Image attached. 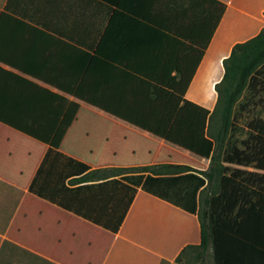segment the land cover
I'll return each mask as SVG.
<instances>
[{
    "label": "crops",
    "instance_id": "0c3cea01",
    "mask_svg": "<svg viewBox=\"0 0 264 264\" xmlns=\"http://www.w3.org/2000/svg\"><path fill=\"white\" fill-rule=\"evenodd\" d=\"M263 30L264 0H0V264H178L201 242L197 215L136 188L114 233L95 221L122 176L93 172L206 171L196 119Z\"/></svg>",
    "mask_w": 264,
    "mask_h": 264
},
{
    "label": "trees",
    "instance_id": "16d2710c",
    "mask_svg": "<svg viewBox=\"0 0 264 264\" xmlns=\"http://www.w3.org/2000/svg\"><path fill=\"white\" fill-rule=\"evenodd\" d=\"M223 65L224 76L216 85L218 98L209 118L208 137L214 151L206 171L160 164L93 172L105 180L122 176V181L105 182V187L120 188L106 200L105 220L95 221L114 233L123 223L136 188L197 215L201 242L185 248L178 264H264V120L250 125L251 134L240 145L232 135L242 96L264 88V30L237 44ZM37 182L38 178L30 190L44 196L36 189Z\"/></svg>",
    "mask_w": 264,
    "mask_h": 264
},
{
    "label": "rangeland",
    "instance_id": "374dc122",
    "mask_svg": "<svg viewBox=\"0 0 264 264\" xmlns=\"http://www.w3.org/2000/svg\"><path fill=\"white\" fill-rule=\"evenodd\" d=\"M211 73L217 75L219 71L213 70ZM193 91H196L197 97L201 100L202 104L205 105H208L214 97L210 80L198 81L196 85H194ZM214 108L208 109L201 119H196L200 126L207 120L208 116L210 118L212 114L211 110L213 112ZM235 113L237 119L235 120V125L237 128L233 130L234 133L232 135H234L233 141L240 145L242 141L248 140L251 134L250 125L258 120H264V88L260 91L252 92L251 94L246 92L242 96L240 103L236 106ZM208 262L212 263V257L210 255L208 257Z\"/></svg>",
    "mask_w": 264,
    "mask_h": 264
}]
</instances>
